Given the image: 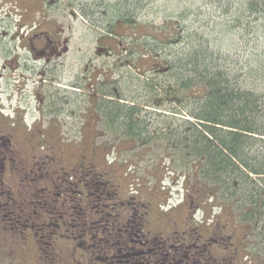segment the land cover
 <instances>
[{"label": "rangeland", "instance_id": "1", "mask_svg": "<svg viewBox=\"0 0 264 264\" xmlns=\"http://www.w3.org/2000/svg\"><path fill=\"white\" fill-rule=\"evenodd\" d=\"M243 1L41 0L38 3V0H4L1 17L5 27L11 31L10 27L18 23L26 26L21 29L22 36L30 26L55 24L62 31V41H67L69 52L66 58L50 59L46 63L44 60L34 62L20 48L17 71L15 65H2L0 61L3 75L0 77V104L11 120H24L29 126L39 121L46 141L53 138L55 142L58 136L66 141L67 147L73 146L68 145L71 143L79 147L64 149L65 169L74 162L75 153L79 152L87 160L92 150L100 146L106 155V159L100 157L101 167L106 160L116 169L115 173L127 171L131 175L127 180L135 188L140 185L143 196L152 202L167 200L166 203L175 206L189 185L167 165L164 140L156 138L143 148L116 140L111 129L102 123L95 106L105 93L108 95L102 101H108L113 93L127 104L139 105L141 110L140 105L150 93L147 87L150 81L170 80L164 79V72H157L163 71L161 60H153L146 46L147 36L154 41L153 37L168 40L180 35L181 45L156 48L162 56L182 54L187 46L207 47L221 60L218 63L225 70L240 77V84L261 89L264 80L258 77V68L264 63L263 15L258 16L260 20L249 16L242 10ZM42 8L46 11L43 12L45 18L41 16ZM126 19L133 21V26L125 24ZM115 23L114 35H109V28ZM245 24L255 27V33L245 35L240 27ZM3 67L6 69L2 71ZM249 70L253 72L249 74ZM167 108L166 113L144 110L143 126L154 133L165 121L173 119L175 125L181 120L191 121L184 115L174 116L173 107L167 105ZM8 184L14 185L12 180ZM212 210V215L217 213ZM248 245L249 250L257 248L256 242L249 241ZM10 251L11 248L0 249V264L41 262L40 258L35 259L42 256L41 252L35 254L33 247L26 248L23 256L10 254ZM5 253L10 257H4ZM253 259L264 264V258L254 255Z\"/></svg>", "mask_w": 264, "mask_h": 264}, {"label": "flooded vegetation", "instance_id": "2", "mask_svg": "<svg viewBox=\"0 0 264 264\" xmlns=\"http://www.w3.org/2000/svg\"><path fill=\"white\" fill-rule=\"evenodd\" d=\"M3 1L2 65L13 64L17 71L20 48L34 62L68 56L55 24L30 26L22 36L26 26L5 27ZM4 111L0 104V249L23 256L33 247L42 254L35 257L38 264H258L241 229L220 211L212 215L196 188L188 187L175 206L152 202L140 185L130 184L127 171L115 173L106 160L100 166V157L106 159L100 146L87 160L75 153L65 169L64 149L79 147H67L58 136L46 141L39 121L29 126Z\"/></svg>", "mask_w": 264, "mask_h": 264}, {"label": "trees", "instance_id": "3", "mask_svg": "<svg viewBox=\"0 0 264 264\" xmlns=\"http://www.w3.org/2000/svg\"><path fill=\"white\" fill-rule=\"evenodd\" d=\"M242 10L264 21V0H244ZM125 24L134 23L126 19ZM114 27L116 23L109 35H114ZM240 27L245 35L255 33L256 28L249 24ZM145 38L153 60H161L163 71L157 72H164V79L170 80L150 81V93L141 110L113 93L102 101L105 93L95 106L102 123L111 129L113 138L138 148L163 139L165 160L172 172L179 173L189 187L205 195V202L241 229L247 243L256 242V250H249L251 255L264 258V86L257 89L240 84V77L225 70L217 55L202 45L162 56L156 48L181 45L179 34L168 40ZM258 77L264 80V63L258 68ZM167 105L173 107L174 116L184 115L191 121L175 125L172 119L149 132L141 114L146 109L166 113Z\"/></svg>", "mask_w": 264, "mask_h": 264}]
</instances>
